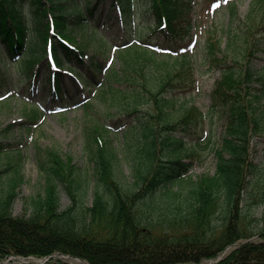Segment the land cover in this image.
Returning <instances> with one entry per match:
<instances>
[{"label":"trees","instance_id":"trees-1","mask_svg":"<svg viewBox=\"0 0 264 264\" xmlns=\"http://www.w3.org/2000/svg\"><path fill=\"white\" fill-rule=\"evenodd\" d=\"M115 1L131 33L119 49L121 69L113 67L102 83L95 74L83 72L88 17L96 15L100 0H0V44L11 58L23 53L15 61L19 70L33 74L51 43L56 66L80 78L86 75L96 87L98 103L120 101L130 117L126 136L133 160L132 182H121L111 130L96 121L86 141L91 172H81L71 156L45 149L42 190L25 200L21 216L14 215L23 180L20 170L12 163L0 169V261L63 254L89 264H207L232 246L216 264H264V174L251 158L254 138H264V72L251 67L264 54V0H253L242 20L237 18L238 5L229 6L225 51L240 53L232 64L221 56L222 40L207 31L204 49L222 69L212 110L222 113L227 126L222 145L214 148L216 172L196 180L186 177L192 163L184 155L187 138L196 141L202 137L199 132H206V115L188 104L175 115L172 111L179 95L196 88L193 62L187 54L173 58L145 47L134 31L144 9L151 34L187 39L194 0ZM198 24L203 26L201 19ZM98 42L106 46L103 37ZM52 79L57 82L55 98L61 100V75ZM93 100L84 104L85 111L93 110ZM36 108L34 104L25 111L28 130L41 118ZM194 144L201 146L199 141ZM8 148L0 137V154ZM90 186L93 201L88 205ZM61 192L69 198L65 207ZM46 264L71 263L52 259Z\"/></svg>","mask_w":264,"mask_h":264},{"label":"rangeland","instance_id":"rangeland-1","mask_svg":"<svg viewBox=\"0 0 264 264\" xmlns=\"http://www.w3.org/2000/svg\"><path fill=\"white\" fill-rule=\"evenodd\" d=\"M100 1L97 14L92 19L93 24L91 26L98 30L99 36L103 35L112 43L106 48L102 47L96 53L97 42L91 40L88 45V55L83 66V72L88 77H93L94 72L98 80L101 79L104 82V75L100 73L96 64L104 63L109 71L113 67L116 70H120L122 64L119 61L118 51L111 48L112 45L119 46V43L124 41L123 39L130 31L121 23L119 8L115 1ZM201 1L194 0L196 7L192 17H194L193 23L195 25L191 31V37L184 39L183 42L172 43L163 37L156 36L148 38L151 20L144 9H140V16L136 22V31L141 36L142 41H144V45H152L157 49L158 53L170 54L173 58L186 53L193 62L196 89L188 94L179 95L172 110L175 115L182 105H195L207 116L205 125L207 132L203 134L199 132L198 135H202V137L196 141H193L191 137L187 138V141H189L187 148L189 147V150L186 152L187 157L184 155V159L193 164L190 173L193 180H196L202 174L213 175L216 172L217 158L214 148L222 145L225 137L224 130H226L227 126V119L223 117L222 113L212 110V93L216 82L222 76V69L212 64L206 54L204 44L205 39L208 37L207 31L211 29L213 37H218V39L222 40V48L225 51L227 37L223 30L227 27L230 20L226 6L227 2L231 0H216V3L220 5L216 18L212 16L211 9L210 11L206 9L208 4L205 5V10H198L202 6L200 4ZM252 1L238 0V19L242 20L245 18L250 10ZM210 6H213V3L210 2ZM196 19L198 21L201 19L203 26L199 28L197 25V28ZM77 33L80 34L79 32ZM2 47L0 46V61L2 62L0 65L2 69L0 75V137L10 146V150L0 154V168L4 169L7 164L12 163L19 168L23 178L17 192L19 195L14 205V215H24L25 200L42 190L44 174L40 163L43 160L42 152L45 149L54 148L63 156H71L74 164L81 172H91L92 163L86 141L88 131L96 121L106 124L111 129L112 147L117 153L119 160L117 165L119 180L130 184L132 182L131 166L133 160L131 151L127 147L128 137L125 129L130 117L119 105L120 101L109 98L107 103L104 101L98 103L95 97L93 110L87 112L77 102L79 101L80 103L84 95L86 98H94L96 87L87 82L86 75L81 77V81L88 89L78 86L72 78L66 75L62 78V86H64L65 92L64 105L52 102L54 97L47 95V91L50 88L45 80L48 70L47 65L41 63L35 67V75L33 77L28 76L18 69ZM238 55L240 56V53L231 55L230 52L225 51L221 56L225 58L226 63L232 64V58ZM251 67L256 72H264V54H259L254 58ZM93 80L95 81V78ZM32 103H37L42 107L43 113L41 112V119L35 124V127L32 126L31 130H28L26 125L23 126L20 123L26 121L25 111L31 110ZM209 136L211 137V142L208 145L207 139H209ZM197 141H201L207 147H198L194 144ZM132 151L135 153L136 149L133 148ZM251 158L256 164H260L264 174L263 136L254 138ZM92 192L93 186H90L88 205H91L93 201ZM61 203L63 207L69 205V198L64 192H61ZM4 264H18V262L7 260L4 261Z\"/></svg>","mask_w":264,"mask_h":264},{"label":"water","instance_id":"water-1","mask_svg":"<svg viewBox=\"0 0 264 264\" xmlns=\"http://www.w3.org/2000/svg\"><path fill=\"white\" fill-rule=\"evenodd\" d=\"M221 258H222V256H221L220 258L218 257V258L215 259L211 264H213L214 262L220 260ZM49 259H50V258H48L45 262H47ZM40 264H44V262H41Z\"/></svg>","mask_w":264,"mask_h":264}]
</instances>
